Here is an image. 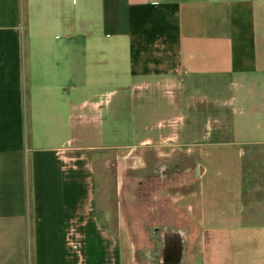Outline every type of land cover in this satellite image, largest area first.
<instances>
[{
  "label": "crops",
  "instance_id": "1",
  "mask_svg": "<svg viewBox=\"0 0 264 264\" xmlns=\"http://www.w3.org/2000/svg\"><path fill=\"white\" fill-rule=\"evenodd\" d=\"M220 79L234 86L228 103H242L240 119L225 109L224 143L242 146L231 192L246 203V264H264V0H0V264H132L111 230L126 221L97 214L90 152L154 135L88 141L119 131L127 93L132 128L146 131L138 113L157 92L177 90L184 106L190 87Z\"/></svg>",
  "mask_w": 264,
  "mask_h": 264
},
{
  "label": "rangeland",
  "instance_id": "2",
  "mask_svg": "<svg viewBox=\"0 0 264 264\" xmlns=\"http://www.w3.org/2000/svg\"><path fill=\"white\" fill-rule=\"evenodd\" d=\"M233 89L227 79L212 86L196 84L188 89L186 99H181L186 106H177V90L157 92L146 101L148 110L138 113V122L150 128L146 131L132 128L134 111L127 93L119 131L106 130L101 139L99 135L89 139L93 144L125 146L154 135L149 144L90 152L97 214L106 221H126L122 228L111 230L126 240L124 248L135 258L132 264H246L247 247L253 252L254 246L243 244L241 238L246 203L231 192L232 184L235 191L240 190L242 146L224 143L231 139L225 109L231 118L233 109L236 115L242 113V103H228ZM236 115L235 120L241 118ZM187 147L195 151V164L181 157ZM194 175L199 180H194ZM193 191L198 194L195 198L188 196ZM183 193L187 197L181 200ZM195 203L196 211L190 210L188 206L193 208ZM200 218L222 227L213 229V234L208 227H193L191 222ZM229 226L234 230L226 233ZM167 233L182 240L175 261L162 254V236Z\"/></svg>",
  "mask_w": 264,
  "mask_h": 264
},
{
  "label": "flooded vegetation",
  "instance_id": "3",
  "mask_svg": "<svg viewBox=\"0 0 264 264\" xmlns=\"http://www.w3.org/2000/svg\"><path fill=\"white\" fill-rule=\"evenodd\" d=\"M182 240L177 234H166L162 236V254L167 260L171 259L173 261L176 260L178 256L175 254H179L178 251L181 249ZM181 254V252H180ZM166 260V262H167Z\"/></svg>",
  "mask_w": 264,
  "mask_h": 264
}]
</instances>
